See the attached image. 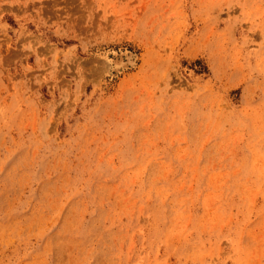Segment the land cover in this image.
Returning a JSON list of instances; mask_svg holds the SVG:
<instances>
[{"label": "rangeland", "instance_id": "1", "mask_svg": "<svg viewBox=\"0 0 264 264\" xmlns=\"http://www.w3.org/2000/svg\"><path fill=\"white\" fill-rule=\"evenodd\" d=\"M0 264H264V0H0Z\"/></svg>", "mask_w": 264, "mask_h": 264}]
</instances>
